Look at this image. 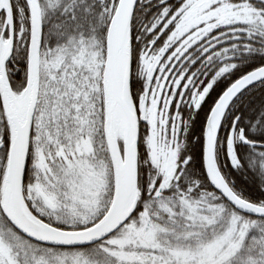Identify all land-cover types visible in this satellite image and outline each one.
I'll return each instance as SVG.
<instances>
[{"label":"snow or ice","instance_id":"snow-or-ice-1","mask_svg":"<svg viewBox=\"0 0 264 264\" xmlns=\"http://www.w3.org/2000/svg\"><path fill=\"white\" fill-rule=\"evenodd\" d=\"M0 264H264V0H0Z\"/></svg>","mask_w":264,"mask_h":264},{"label":"trees","instance_id":"trees-1","mask_svg":"<svg viewBox=\"0 0 264 264\" xmlns=\"http://www.w3.org/2000/svg\"><path fill=\"white\" fill-rule=\"evenodd\" d=\"M260 96H261V91L260 90H256L252 98H253V100H255L258 103L259 99H260ZM237 179L239 180V178H237ZM249 184H251L250 180H249Z\"/></svg>","mask_w":264,"mask_h":264}]
</instances>
